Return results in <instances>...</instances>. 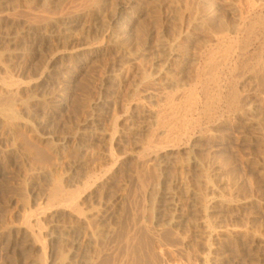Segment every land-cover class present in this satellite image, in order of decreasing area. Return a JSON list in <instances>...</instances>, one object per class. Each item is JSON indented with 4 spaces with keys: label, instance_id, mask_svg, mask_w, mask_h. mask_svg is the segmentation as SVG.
Segmentation results:
<instances>
[{
    "label": "rangeland",
    "instance_id": "374dc122",
    "mask_svg": "<svg viewBox=\"0 0 264 264\" xmlns=\"http://www.w3.org/2000/svg\"><path fill=\"white\" fill-rule=\"evenodd\" d=\"M2 112L0 264H264V0H0Z\"/></svg>",
    "mask_w": 264,
    "mask_h": 264
},
{
    "label": "bare ground",
    "instance_id": "6f19581e",
    "mask_svg": "<svg viewBox=\"0 0 264 264\" xmlns=\"http://www.w3.org/2000/svg\"><path fill=\"white\" fill-rule=\"evenodd\" d=\"M131 1V0H130ZM130 4V3H129ZM124 10V9H123ZM123 10H120L119 12V17L116 19L118 22L121 20V21H124L126 18L125 17H127V12H125V10L123 11ZM128 10V9H127ZM121 16V17H120ZM71 29V28H70ZM67 31V30H66ZM71 31V30H70ZM69 32V31H68ZM66 36H67V34H66ZM69 36H70V34H69ZM12 39V38H11ZM14 39V38H13ZM12 39V40H13ZM30 39V38H29ZM33 40V39H32ZM69 40V39H68ZM70 40H71V38H70ZM28 41V40H27ZM33 41H35V40H33ZM15 42V41H14ZM16 42H18V39H17V41ZM35 44H36V42H35ZM11 45H12V43H11ZM15 45H17L16 43H15ZM233 46H234V44H233ZM233 46H232V44L231 45H229V47L228 48H226V50L224 49L223 51L226 53V54H229V53H232L233 51ZM218 48V47H217ZM232 51V52H231ZM224 53V54H225ZM225 54V55H226ZM229 55H231V54H229ZM180 56V55H179ZM176 57H178V55H176V54H173V53H171V61L172 60H175V59H179V58H176ZM223 57V56H222ZM207 60H208V63H207V67L209 68V70L210 69H213L214 67H215V61H214V59H213V57L211 56L209 59L207 58ZM170 64H173V62L172 63H170ZM218 65V64H217ZM172 66V65H171ZM170 68V65L168 64V66H167V68ZM217 67V66H216ZM206 68V67H205ZM219 68V67H218ZM214 69H216V68H214ZM213 71H215L216 72V70H213ZM212 71V72H213ZM213 74H214V72H213ZM166 75V74H165ZM218 79V78H217ZM205 82V81H204ZM215 84V83H214ZM206 85V84H205ZM207 86V85H206ZM201 87V86H200ZM202 89H203V87H202ZM207 90V89H206ZM14 91V90H13ZM194 92H196V91H194ZM200 92H202V91H200ZM204 92H206V91H204ZM203 93V92H202ZM216 93V92H215ZM217 93H218V91H217ZM197 94V93H196ZM196 94L195 93H193V91H192V93L190 94H188L187 96V98H186V100H184L185 102H184V105L182 106V108H179L180 110L182 109V113H181V111H176V112H178V113H176L175 115L173 114L172 115V120H174V122L172 121V125H173V127L170 125V123H171V121H170V123H169V121L167 122L168 123V125H170L171 127H169L170 129H175V127H176V125L178 126V127H180L181 129H185L186 127H188L189 125H191V123L192 122H190V119H189V116H187L191 111H193V112H200V113H202V114H204V115H206L207 114V111H208V107H209V105H207V104H204V106L202 105V107H201V109H199V105H198V100H197V96H196ZM204 95V94H203ZM205 96V95H204ZM216 96V95H215ZM206 98V97H205ZM219 99V98H218ZM216 100H217V98H216ZM207 101V100H206ZM208 101H211V99H208ZM206 103V102H205ZM208 103V102H207ZM210 103V102H209ZM216 103H217V101H216ZM170 104V103H169ZM173 104V106H175L176 104H174V103H172ZM210 105H211V103H210ZM177 106H179V104H177ZM176 106V107H177ZM176 107H175V110H176ZM211 108V107H210ZM173 109V108H172ZM171 109V110H172ZM210 110V109H209ZM174 111V110H173ZM173 111H170V113L172 114V112ZM192 112V113H193ZM4 113V114H3ZM6 112H2V113H0V121H3V123H5L7 126H11L12 124H13V115L11 114V113H7V114H5ZM169 113V114H170ZM206 113V114H205ZM191 114V113H190ZM210 114V113H209ZM163 116V115H162ZM200 117V116H199ZM164 118V117H163ZM167 118H169L170 120H171V118H170V116L169 117H167ZM163 120V119H162ZM201 120V119H200ZM163 121H165L166 122V120H163ZM191 121H193V120H191ZM194 122V124L197 122V121H193ZM162 123H164V122H162ZM161 123V124H162ZM198 123H199V120H198ZM161 124H159V125H161ZM166 124V123H165ZM164 125V124H163ZM199 125V124H198ZM163 127V126H162ZM168 127V126H167ZM190 127V126H189ZM197 127V124H195V125H192V129L193 130H195L194 128H196ZM177 129V128H176ZM176 129L174 130V131H176ZM187 129V128H186ZM186 129H185V131H186ZM189 130V129H188ZM169 132L171 131V130H168ZM179 131V130H178ZM180 131H183V130H180ZM179 131V132H180ZM172 132H173V130H172ZM190 132V131H189ZM183 133V132H182ZM192 134V133H191ZM186 136H189V134L188 135H186ZM185 137V136H184ZM191 137H189V139H190ZM181 139V138H180ZM180 139L179 140H175V141H179V144L181 143V141H180ZM188 139V138H187ZM112 141V140H111ZM174 141V142H175ZM173 142V141H172ZM168 143V142H166V144L165 145H163V144H156V145H154V143H152V144H150V145H148L146 148H144L143 149V152H142V157H143V155H147V154H150L151 152H157V151H164V152H166V151H179L180 150V148H179V145L178 144H176V143ZM157 154V153H156ZM142 157L139 159V161H137V162H140V161H142L143 159H142ZM141 163V162H140ZM188 166V165H187ZM59 182H57L56 183V185L57 186H55L56 188H55V190H54V192L52 193V199L51 200H54V202H55V200H57V198H59V200H60V197H62L61 199H64L65 198V200H63V201H65L66 202V204L64 205V206H67V207H69L73 212H75L74 214H79L80 215V210H79V208H78V203H77V199L79 198V195L81 194H79V191L77 190V191H74V192H69V191H65V190H63V188H62V186H61V184H58ZM83 193V192H82ZM168 195H171V194H168ZM50 196V195H49ZM176 196H178V194L177 193H173L172 194V196L171 197H169V199L168 200H166L165 201V199H164V209H165V211L167 212V211H169L170 209L171 210H175L176 211V209H178V205H173V202L172 201H174L175 200V198H176ZM58 200V201H59ZM53 202V203H54ZM60 202V201H59ZM64 202V203H65ZM53 203H51V205L53 204ZM55 203H57V202H55ZM61 203H63V202H61ZM51 205L49 206V207H47V208H51ZM55 205V204H54ZM57 205V204H56ZM59 206L61 205L60 203L58 204ZM171 205H173L174 207L173 208H171V207H169V206H171ZM41 206V205H40ZM55 207V206H54ZM39 208V207H38ZM54 209V208H53ZM31 210V209H30ZM33 211V210H32ZM29 211V212H27V213H25V215H24V217H23V219H24V221H23V226H24V228L27 230V232H29L30 233V235H31V239H33V241H34V244L39 248V250H40V261H39V264H46V256H47V250H49L48 249V247H47V244L45 243V241H44V239L42 238L43 236H42V229H43V227H42V222H41V220H40V218H41V216L43 217V216H46L45 214H46V212H48L49 210H47L46 209V206H45V208L43 209H37V210H35V211ZM72 212V213H73ZM78 215V216H79ZM131 234V233H130ZM133 235H135V234H133ZM134 238V237H133ZM135 239V238H134ZM133 239V240H134ZM126 244L124 245V248H119V247H117L116 248V250H115V252H113L114 253V255L115 256H118V254H119V252H120V258H119V261H118V263L117 264H129V259H128V254H129V251L131 252L132 251V245H133V242H132V239L130 240V238H128L127 237V239H126V241H124ZM119 246H121V245H119ZM122 246H123V244H122ZM260 247V246H259ZM111 251V250H110ZM154 252V251H153ZM164 258V257H163ZM163 260V259H162ZM258 261V260H257Z\"/></svg>",
    "mask_w": 264,
    "mask_h": 264
}]
</instances>
